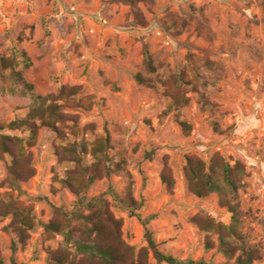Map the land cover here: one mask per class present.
I'll use <instances>...</instances> for the list:
<instances>
[{
  "label": "rangeland",
  "instance_id": "obj_1",
  "mask_svg": "<svg viewBox=\"0 0 264 264\" xmlns=\"http://www.w3.org/2000/svg\"><path fill=\"white\" fill-rule=\"evenodd\" d=\"M145 52L154 73L143 66ZM0 57L13 60L0 70V205L31 208L35 223L21 242L12 215L0 216L3 264H49L65 247L41 226L53 208L76 205L60 183L75 168L62 148L105 137L106 166L124 164L95 180L85 198L109 188L123 198L130 186L143 202L141 219L154 217L148 229L158 250L180 260L233 264L241 253L228 258L217 229L200 227L207 219L229 226L232 214L217 194L190 192L186 159L241 164L244 175L227 201L245 245L258 251L253 264H264V0H0ZM50 105L63 116L59 132L41 123ZM13 121L28 124L10 128ZM91 163L82 155L85 167ZM164 170L174 181L171 193L161 182ZM106 200L122 240L139 253L147 247L144 227L113 197ZM147 262L155 264L150 253Z\"/></svg>",
  "mask_w": 264,
  "mask_h": 264
},
{
  "label": "trees",
  "instance_id": "obj_2",
  "mask_svg": "<svg viewBox=\"0 0 264 264\" xmlns=\"http://www.w3.org/2000/svg\"><path fill=\"white\" fill-rule=\"evenodd\" d=\"M12 59L0 57V70L5 71L8 67L12 68ZM11 62V63H10ZM28 61H23L24 69L30 65ZM144 68L149 73L155 72V66L151 56L145 52ZM17 81L25 89H31L24 80L22 73H13ZM133 80L137 85H144L145 79L136 74ZM55 107L50 105L42 118V124L59 132L57 124L62 123L63 116L57 115ZM28 124V121H13L8 126L10 128H20L21 125ZM179 125L185 132L190 131V126L186 122H179ZM2 127L0 126V130ZM30 129V138L34 139L37 127L32 124ZM8 141L9 138L6 137ZM110 140L108 137L99 138L92 143L80 142L70 144L62 148L75 168L65 173V178L60 181L64 188L69 189L77 198L74 210L71 212L62 209L53 208V219L45 225H41L47 239L55 236H61L65 247L52 252L49 264H150L147 262L148 253L152 255L155 264H208L203 261H192L190 259L180 260L171 255L164 254L158 250V245L153 238L148 225L154 217L150 216L141 219L139 214L143 206L142 201H136L131 192L130 186L126 188L123 198H120L111 188L95 198H85L86 192L93 182L97 179L108 178L114 172L122 170L123 161L115 164V168L107 167V151ZM5 152H8L5 145ZM90 155L92 163L90 167L82 164V155ZM185 177L188 182L190 192L202 198L210 194L219 196L220 205L226 207L232 214L229 226L216 225L211 219H207L205 225H200L202 230L216 228L219 236V242L224 248L223 253L231 258L235 252L241 251L233 264H253L258 258V251L254 246H246L241 235L240 218L235 208L228 203L227 196L237 190L239 183L244 175V168L236 163L229 166L224 162H215L210 166L198 159L187 158L185 165ZM168 170L161 173V182L166 190L171 193L174 181ZM11 176L21 178L15 170H11ZM24 178V177H22ZM113 197L119 204L121 210L126 211L130 217L137 218L144 227V239L147 247L135 253L134 248L126 245L122 240L120 228L121 223L117 221L109 210V203L106 196ZM0 216L12 215L13 225L20 237L21 242L26 239L27 231L31 230L35 223L30 216L31 208L24 207L21 203L5 202L1 205ZM85 211L88 212L85 215ZM211 247L207 245L206 249ZM78 258V259H77ZM0 264L3 261L0 256ZM11 264H16L12 262Z\"/></svg>",
  "mask_w": 264,
  "mask_h": 264
}]
</instances>
